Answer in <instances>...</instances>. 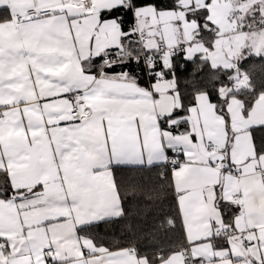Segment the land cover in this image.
I'll list each match as a JSON object with an SVG mask.
<instances>
[{
	"label": "snow or ice",
	"instance_id": "6c2138e0",
	"mask_svg": "<svg viewBox=\"0 0 264 264\" xmlns=\"http://www.w3.org/2000/svg\"><path fill=\"white\" fill-rule=\"evenodd\" d=\"M196 2L189 0L183 5L173 0L171 7H162L156 0H0V9L4 11L0 16V257H4V264H24L14 242L20 238L21 242L39 247L37 264H47L48 260L55 264L54 255H43V249L49 245H38L37 232L43 229L46 233L49 221H67L73 213H79L81 219L74 223L75 231L123 218L127 209L117 180V172L122 168L170 162L175 175L178 161L170 160L167 153L172 151L179 156L181 145L175 142L179 137L170 130L184 122L176 116L184 111L175 75L178 55L187 62L199 55L213 71L222 67L229 73L227 83L215 89L222 101L221 112H217V104L207 89L196 93V104L190 105L188 112L210 106L225 125V141L229 130L234 144L246 138L255 158L252 129L264 126V118L250 117L256 110L264 112V91L255 96L251 107L238 101L237 126L229 107L232 94L242 89L255 93L256 88L239 62H233L234 54L227 62L209 55L216 50L215 46L204 45L200 36L202 31H211L212 22L207 16L197 17L201 8L196 7ZM210 2L204 0V5ZM185 7L191 11L183 13V22H194L195 28L183 42L184 47L177 51L178 45L166 43L161 49L147 41V37L157 34L154 25L164 23L165 17L169 23L179 19L177 10L183 11ZM129 16L133 23L125 31L124 21ZM137 35L139 39L129 40L128 45L141 47H128L122 42ZM197 40L202 47H194ZM112 49L117 50L114 55ZM255 54L261 55L259 51ZM141 62V70L155 78L150 86H142L138 76L123 68L132 63L139 67ZM116 67L123 70L112 72ZM159 82H165V91L174 92L181 102L170 111L149 113L145 120L139 106L153 94H159ZM153 129L152 143L159 140V147L149 151L148 135ZM162 133H168L167 142ZM195 135L188 132L190 140ZM260 156L264 157V152ZM176 190L178 196L186 191ZM224 203L241 207L230 199ZM213 206L220 212L215 202ZM181 214L183 217V208ZM169 223L174 226L175 221ZM224 224L222 212L219 225L209 219V231L195 240L188 239L189 248L178 254L179 264H212L214 259H224L227 250L210 257L207 249L196 248L198 242L204 241L214 249L213 225L219 235ZM17 225L19 232L15 231ZM185 234L187 237L186 226ZM122 253L142 264H151L147 255L136 256L135 250ZM155 258L166 264L161 253ZM106 264L124 261L108 259Z\"/></svg>",
	"mask_w": 264,
	"mask_h": 264
},
{
	"label": "crops",
	"instance_id": "0c3cea01",
	"mask_svg": "<svg viewBox=\"0 0 264 264\" xmlns=\"http://www.w3.org/2000/svg\"><path fill=\"white\" fill-rule=\"evenodd\" d=\"M179 2L187 5L189 0H179ZM260 4L263 5L264 0H211L206 6L204 0H197L196 7L201 8V15L205 14L212 22L210 24L211 31H208L214 34L210 48L215 46L216 50L209 55L213 58L218 57L220 61L224 62H227L228 57L233 54V62H239L249 56L264 57V23H262L264 8L260 7ZM0 11L4 12L3 9ZM185 11L191 10L187 7L183 11L177 10L179 19H173L169 23L168 17H165L164 23L154 25L153 31L157 34L147 37V41L158 44L159 47L165 46L166 43L184 45L183 42L190 38L191 30L195 28L194 22L190 24L183 22ZM197 17H200V14L197 13ZM192 19L193 17L190 15L189 20ZM200 40L196 41L194 47H202ZM203 44L205 45L204 41ZM115 51L116 49H112L113 55ZM257 51L261 55H256ZM120 71L121 69L115 72ZM152 83L154 81L149 86ZM157 87L159 94H153L150 100L139 106L145 120L149 118V113L167 112L180 104V100L176 99L174 92L169 94L165 91L167 87L165 82H159ZM239 100L236 96H232L229 102L237 126L240 123L237 108ZM194 104H196V99ZM177 117L182 118L184 122L180 123L178 128H174V132L171 131V133L173 136L179 137L175 142L181 145L179 150L182 152L183 159L177 166L175 175L172 169L171 181L184 230L186 249L189 248L188 239L195 240L197 236L207 234L209 219L219 225L220 213L234 208V206L224 203V200H234V196L238 194L239 197L234 202L241 204V207H235L237 210L233 216V218L235 217L234 222L233 218L230 222L224 219L225 224L220 226L221 229L235 231L236 239L232 241L217 237L214 230L216 225H213L211 243L214 245V249L204 241L198 242L196 248L198 250L207 249L210 257L214 253L218 254L227 250V256L224 259H214L212 264H264V157L260 156L264 149L258 148L256 145V137L262 135L259 129H263L264 126L252 129L257 150L255 158H252V146L246 138L239 139L234 144L233 133L229 130L227 141H225V125L219 116L212 112L210 106L196 108L187 112L186 115ZM261 118H264V112L259 110L254 111L250 117L251 120ZM189 131L196 133L191 140L188 138ZM154 133L155 129L148 135L149 151L154 146L159 147V140L155 145L152 143ZM162 135L167 142L168 133H162ZM170 152L172 151H168L167 154ZM245 157H249V159H245ZM145 161L147 163V153ZM217 161H220L219 165H216ZM162 164L165 163L157 162L153 166ZM228 167L232 170L238 169L239 174L236 176L223 171ZM177 188L186 191L178 196ZM178 200L180 201L179 206ZM214 202L220 212L216 211L213 206ZM181 208H183V217ZM80 219L81 214L73 213V216L67 221H49L46 233L43 229L38 230V245H49L43 249L45 257L54 255L56 257L55 264H106L108 259L123 260L124 264H142L133 256L122 253V250H129V252L134 250L131 247L108 250L105 247L96 246L88 237L80 236L77 229L73 231L74 223H78ZM185 226L187 227V237ZM15 231L19 232L18 225ZM240 235H243V240H240ZM22 239L14 241L19 247V258L24 261V264H37L36 255L40 253L39 247L34 248L27 241L21 242ZM101 248L108 251H101ZM184 250L168 255L165 258L166 264H179L178 254ZM109 253L122 254L110 256ZM135 254L143 257L136 251ZM0 264H4V257H0ZM47 264H53V261L48 260ZM151 264L154 263L151 262ZM155 264H161V261Z\"/></svg>",
	"mask_w": 264,
	"mask_h": 264
},
{
	"label": "trees",
	"instance_id": "16d2710c",
	"mask_svg": "<svg viewBox=\"0 0 264 264\" xmlns=\"http://www.w3.org/2000/svg\"><path fill=\"white\" fill-rule=\"evenodd\" d=\"M156 2L162 7H171L173 0H156ZM198 14H200L199 18L206 16L205 14L202 16L200 12ZM2 15L4 12L0 11V16ZM132 23L131 16L127 17L124 21V30L128 31ZM201 27L203 28L202 19ZM213 37V33L202 31L200 39L210 48ZM129 40L135 41L137 36L127 37L122 42L128 45ZM128 47L139 46L131 44ZM96 63L99 64L100 60L97 59ZM175 63L177 65L175 75L184 108V111L177 112L176 116L186 115L189 106L195 102L196 93H202L205 89L211 93L212 101L217 104V111L221 112L219 105L222 101L218 100L215 89L220 84L227 83L226 78L229 73L222 68L213 71L199 56L187 62L178 55L175 57ZM239 66L242 71L251 76L256 92L252 93L242 89L239 93L234 92L232 96L243 100L247 107H251L255 96L264 91V57L249 56L240 60ZM123 68L129 69L133 75L138 76L142 86H149L155 79L149 78L141 70L143 62L139 67L132 63L125 64ZM201 68H203L202 71H200ZM119 69L123 70L121 67H116L112 69V72L119 71ZM194 72L195 76H193ZM259 130L262 135L256 137V145L264 149V128ZM172 169L166 163L138 169L122 168L117 172V180L124 197L126 214L119 220L79 228L77 229L79 235L88 237L96 246L105 247L108 250L131 247L137 254L147 255L154 264L160 261L155 258L158 253L166 258L172 252L186 249L184 230L171 181ZM236 210L234 207L225 211L224 219L230 222ZM170 220L175 221L174 226L169 223Z\"/></svg>",
	"mask_w": 264,
	"mask_h": 264
},
{
	"label": "built area",
	"instance_id": "2783aa9c",
	"mask_svg": "<svg viewBox=\"0 0 264 264\" xmlns=\"http://www.w3.org/2000/svg\"><path fill=\"white\" fill-rule=\"evenodd\" d=\"M160 48L161 49H164L165 47H160ZM180 48L181 47H177L176 50L179 51ZM161 55H163V53H161ZM170 131H174V128L171 129ZM179 153H180L179 156H175V155H170L169 156V159L170 160L173 159V158L174 159H177V161H178L177 165L180 164L182 162V159H183L182 158V152H180V150H179ZM217 163H219V162H217ZM167 165H168V167L172 168V164L170 162L167 163ZM226 173L237 176L239 174V170L238 169H234V170L227 169L226 170ZM238 197H239V195L236 194L234 196V199H237ZM218 236L227 237L229 240H232V241H234L236 239V237H237L236 232L233 231L232 229L231 230H224V229H222ZM239 237H240V240H243V238H244L243 235L242 236L240 235Z\"/></svg>",
	"mask_w": 264,
	"mask_h": 264
},
{
	"label": "bare ground",
	"instance_id": "6f19581e",
	"mask_svg": "<svg viewBox=\"0 0 264 264\" xmlns=\"http://www.w3.org/2000/svg\"><path fill=\"white\" fill-rule=\"evenodd\" d=\"M138 39H139V37H138V35H137V40H138ZM138 46H139V47H141V45H139V44H138ZM160 47H165V46H160ZM178 47H181V48H182V47H183V45H178ZM173 132H174V131H173ZM180 152H181V151H180ZM170 155H174V153H173V152H170V153L168 154V157H169ZM217 162H219V163H217ZM217 162H216V165H219V164H220V161H217ZM166 165H167V163H166ZM178 165H179V164H178ZM178 165H177V166H178ZM167 166H168V165H167ZM169 168H170V167H169ZM227 169H231V168H230V167H228V168H226V169H225V170H223V171H225V172H226V170H227ZM234 200H236V199H234ZM224 230H225V229H224ZM226 230H231V229H226ZM216 236H217V237H219V238L228 239L227 237L218 236V235H217V233H216Z\"/></svg>",
	"mask_w": 264,
	"mask_h": 264
},
{
	"label": "rangeland",
	"instance_id": "374dc122",
	"mask_svg": "<svg viewBox=\"0 0 264 264\" xmlns=\"http://www.w3.org/2000/svg\"><path fill=\"white\" fill-rule=\"evenodd\" d=\"M260 7H263L264 8V4L262 5V4H260ZM262 23H264V22H262ZM183 47H184V45H183ZM151 54H154V53H151Z\"/></svg>",
	"mask_w": 264,
	"mask_h": 264
}]
</instances>
